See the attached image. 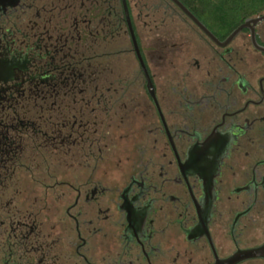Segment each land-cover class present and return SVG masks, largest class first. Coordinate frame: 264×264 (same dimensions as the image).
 I'll list each match as a JSON object with an SVG mask.
<instances>
[{
  "label": "flooded vegetation",
  "instance_id": "flooded-vegetation-1",
  "mask_svg": "<svg viewBox=\"0 0 264 264\" xmlns=\"http://www.w3.org/2000/svg\"><path fill=\"white\" fill-rule=\"evenodd\" d=\"M176 1L0 0V264H264V11Z\"/></svg>",
  "mask_w": 264,
  "mask_h": 264
},
{
  "label": "trees",
  "instance_id": "trees-1",
  "mask_svg": "<svg viewBox=\"0 0 264 264\" xmlns=\"http://www.w3.org/2000/svg\"><path fill=\"white\" fill-rule=\"evenodd\" d=\"M202 3L209 4L210 1L206 0ZM225 3L239 7L240 9L236 11L238 14L252 15L258 11H264V0H229ZM234 12L235 11H231L230 13Z\"/></svg>",
  "mask_w": 264,
  "mask_h": 264
},
{
  "label": "water",
  "instance_id": "water-1",
  "mask_svg": "<svg viewBox=\"0 0 264 264\" xmlns=\"http://www.w3.org/2000/svg\"><path fill=\"white\" fill-rule=\"evenodd\" d=\"M175 2H176V4H178L179 5V7L180 8H182L186 13H188V15H190V13L178 2V1H176V0H174ZM191 16V15H190ZM192 17V16H191ZM193 18V17H192ZM194 19V18H193ZM195 20V19H194ZM196 21V20H195ZM236 32H237V30L235 31V32H233L232 34H231V38L236 34Z\"/></svg>",
  "mask_w": 264,
  "mask_h": 264
}]
</instances>
